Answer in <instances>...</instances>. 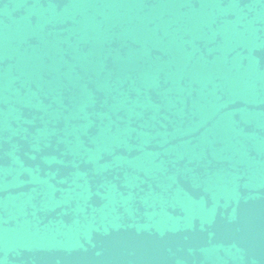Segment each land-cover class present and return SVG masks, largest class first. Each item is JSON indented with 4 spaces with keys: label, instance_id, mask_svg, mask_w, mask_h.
I'll return each instance as SVG.
<instances>
[{
    "label": "water",
    "instance_id": "water-1",
    "mask_svg": "<svg viewBox=\"0 0 264 264\" xmlns=\"http://www.w3.org/2000/svg\"><path fill=\"white\" fill-rule=\"evenodd\" d=\"M0 264H264V0H0Z\"/></svg>",
    "mask_w": 264,
    "mask_h": 264
}]
</instances>
